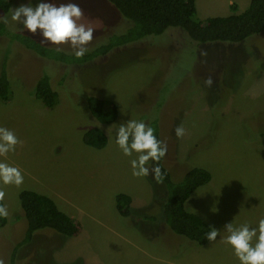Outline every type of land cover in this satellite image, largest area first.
Listing matches in <instances>:
<instances>
[{"label": "rangeland", "instance_id": "374dc122", "mask_svg": "<svg viewBox=\"0 0 264 264\" xmlns=\"http://www.w3.org/2000/svg\"><path fill=\"white\" fill-rule=\"evenodd\" d=\"M9 1V13L0 12V70L3 66L10 86L8 99H0V126L14 131L20 143L0 159L19 167L24 182L0 185L5 193L1 203L9 213L0 228V264H238L224 242V224L232 220L256 227L264 218V32L238 44L200 45L181 29H169L158 37L115 45L85 63H65L28 50L26 36L38 42L40 36L10 19L12 9L28 0ZM75 2L84 13L80 23L95 30L89 51L130 26L103 0ZM249 3L195 0L196 19L238 15ZM42 45L74 53L67 44ZM44 76L58 94L51 109L34 96L35 83ZM85 95L115 104L117 119L98 123L86 108ZM129 119L147 122L167 145L164 165L174 183L192 168L208 171L210 181L193 192L185 209L220 229L217 240L204 246L184 243L160 225L164 188L151 172L133 176L130 159L135 157L124 156L113 142V124ZM177 127L184 129L183 136L175 135ZM92 128L107 136L103 149L83 143ZM22 190L52 199L80 222L81 234L69 238L45 229L24 244ZM119 193L132 200L128 218L115 212Z\"/></svg>", "mask_w": 264, "mask_h": 264}, {"label": "trees", "instance_id": "16d2710c", "mask_svg": "<svg viewBox=\"0 0 264 264\" xmlns=\"http://www.w3.org/2000/svg\"><path fill=\"white\" fill-rule=\"evenodd\" d=\"M109 4L116 14L130 23V26L113 35L107 44L97 45L81 58L74 53L46 48L30 36H26V47L42 58L65 63H85L94 57L110 52L115 45H127L144 39L163 35L169 29H181L185 37L197 44L229 43L238 44L246 39L264 32V0H250L247 9L241 14L228 17L208 18L204 21L196 19L195 0H103ZM12 8L9 0H0V12L8 14ZM236 8H233L235 11ZM4 25L0 22V32ZM113 39V43H111ZM48 77L40 78L34 86V96L43 105L51 109L57 103L58 94L51 87ZM9 80L2 66L0 70V99L6 101L10 94ZM86 108L90 115L100 124L109 125L117 119L118 109L115 104L96 95H85ZM157 139L161 140L154 130ZM264 144V134H260ZM86 146L103 149L107 145V136L99 129L92 128L82 137ZM162 141V140H161ZM164 158L158 162L161 176L152 174L153 181L165 190V200L160 207L163 220L160 225L169 229L174 235L182 238L184 243L192 242L204 246L209 241L206 234L211 230L198 216L186 211L185 203L199 187L210 181V174L203 168H192L185 173L179 183L171 180L169 169L164 165ZM155 166V165H152ZM22 218L26 222L23 243H29L36 232L51 230L65 237H77L82 232L80 222L62 212L49 197L34 191L22 190L18 194ZM131 198L123 193L115 195L114 209L121 218H128L134 210ZM0 204L1 201H0ZM157 207H159L157 205ZM149 221L159 223L155 217ZM7 224L6 218H0V228ZM181 242V243H183Z\"/></svg>", "mask_w": 264, "mask_h": 264}, {"label": "clouds", "instance_id": "9594fccd", "mask_svg": "<svg viewBox=\"0 0 264 264\" xmlns=\"http://www.w3.org/2000/svg\"><path fill=\"white\" fill-rule=\"evenodd\" d=\"M83 14L75 0H36L35 4L28 0L27 4L12 9L10 19L33 36L38 34V43L56 46L67 44L74 50V55L81 58L88 53L87 46L94 39L95 33L92 27L80 23ZM206 83L211 85V79ZM113 125V142L124 156L135 157L130 159L132 175L142 177L151 172L160 177L158 162L167 155V145L157 139L153 127L143 120L132 119ZM175 135L183 136L184 129L177 127ZM19 143L14 131L0 126V157L14 152ZM23 182L21 169L0 159V185L20 186ZM4 197V191L0 190V201ZM8 215L7 207L0 204V218ZM209 228L211 230L206 234V239L210 242L217 240L221 230ZM223 229L227 233L223 237L224 242L232 248L238 264H264V218L258 221L256 227L247 223L234 224L231 220L224 224Z\"/></svg>", "mask_w": 264, "mask_h": 264}, {"label": "crops", "instance_id": "0c3cea01", "mask_svg": "<svg viewBox=\"0 0 264 264\" xmlns=\"http://www.w3.org/2000/svg\"><path fill=\"white\" fill-rule=\"evenodd\" d=\"M67 215H69L70 216V214L67 212ZM71 218H73V217H71ZM74 219V218H73ZM76 220V219H75Z\"/></svg>", "mask_w": 264, "mask_h": 264}]
</instances>
